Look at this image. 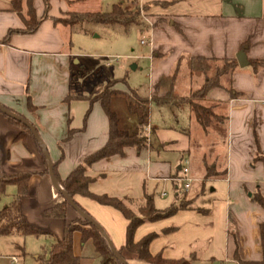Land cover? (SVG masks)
Returning a JSON list of instances; mask_svg holds the SVG:
<instances>
[{
	"label": "crops",
	"instance_id": "1",
	"mask_svg": "<svg viewBox=\"0 0 264 264\" xmlns=\"http://www.w3.org/2000/svg\"><path fill=\"white\" fill-rule=\"evenodd\" d=\"M127 2L140 7L168 4L152 6L144 17L151 27L148 31L138 30L145 36L151 58L149 99L165 94L164 89L156 91L155 85L182 57L232 59L246 46L247 61H264V0H50L49 18L30 34L24 32L23 19L12 11L10 0H0V104L35 128L52 164L60 159L62 150L63 159L56 168L61 181L109 138V122L100 102L90 105L86 100L65 101L71 85L86 94L98 83L115 79L105 76L100 68L92 80L83 79L85 66L79 60L82 54L76 52L73 41L78 34L53 19L61 18L63 13L108 11L113 5L124 6ZM32 7L36 18H40L43 1L32 0ZM22 9L26 17V0ZM9 31L14 33L3 42ZM137 69L135 64L132 71ZM179 69L188 75L185 61ZM189 87L177 95L185 97ZM233 88L244 97L231 99L217 88L206 96L208 103L225 105L223 148L215 144L216 130L204 132L186 107L149 103L148 146L141 150L125 148L120 155L86 167L85 174L93 179L88 190L94 195L140 201L146 194L152 195L157 210L168 208L177 199L193 200L196 207L207 209L206 213L179 211L167 219L139 226L135 242L150 233L159 234L149 246L153 256L160 254L168 261L185 259L189 264H238L236 258L261 260L259 226L264 224V209L251 197L259 193L264 198V166L254 161L257 155L264 156V67L257 73L250 65L238 68ZM113 89L123 93L135 90L119 83ZM178 89L176 82L175 93ZM109 106L116 114L119 130L131 134L138 128L137 116L129 112L124 98L112 99ZM181 112H185L183 121L178 119ZM19 132L0 113V174H30L22 212L31 225L61 238L64 229L79 216L67 207L65 220L43 217V210L60 203L62 196L53 187L49 172L44 174L46 166L34 142L28 136L15 140ZM209 132L214 133L213 138ZM206 135L211 138L210 148L205 143ZM186 160L189 171L185 176L182 168ZM204 163L215 166L216 172L224 171V175L205 179ZM184 178L190 180L186 191ZM203 180L207 193L199 197ZM167 197L169 200L164 202ZM73 200L101 227L115 251L124 245L127 221L118 211L78 195ZM41 237L43 246L32 257V264L53 241L51 235ZM27 238H19L12 245H25ZM72 251L79 264H99L92 241L83 242L80 232L72 235ZM126 263L145 264L138 260Z\"/></svg>",
	"mask_w": 264,
	"mask_h": 264
},
{
	"label": "trees",
	"instance_id": "2",
	"mask_svg": "<svg viewBox=\"0 0 264 264\" xmlns=\"http://www.w3.org/2000/svg\"><path fill=\"white\" fill-rule=\"evenodd\" d=\"M42 1L44 5L43 14L40 18H36L32 7V0H26V17H23V0H10L12 11L23 19L25 33H34L40 24L49 18L50 0ZM154 5L161 7L168 6L167 3L145 4L141 7L142 13L144 12L146 15ZM130 12L131 11L124 9L122 4H116L108 11H99L96 13H63L61 18L53 20L56 24L68 27L73 34L88 35L93 34L91 28L98 27L109 30L115 29L118 26H125V24H136V20L140 17L139 15L141 13L137 10ZM150 27L149 25H146L145 28L141 26L140 31H148ZM13 33L14 31H9L3 42H7ZM240 52L245 53L246 46L241 47ZM183 61L186 62L188 74L201 81L197 89L190 92V94L185 97L178 96L175 93L177 74ZM248 63L252 67L254 73H257L259 69L264 67L263 60H249ZM238 68L236 58L216 59L200 56L182 57L177 61L172 72L167 76H161L155 85L156 91L164 89L165 94L161 97L153 96L150 99L147 85L140 86L135 90H129L128 93L113 89L116 84L121 81L124 82V80H112L105 84L98 83V85L94 86V88L86 94L79 92L76 85H71L65 101L68 103L72 100H86L90 105L94 102H100L109 122V138L101 149L87 157L84 163L73 169L63 181L59 180L56 171L57 164L63 159V152L60 149V159L52 164L54 177L63 191L66 192L72 200L77 195L86 197L101 206L110 207L118 211L123 216L127 221L125 243L121 248L116 250V253L125 262L138 260L147 264H189V261L185 259L168 261L163 259L160 254L151 255L149 246L159 234L150 233L137 242L134 241V235L137 228L144 223L167 219L179 211L197 210L198 212L206 213L207 209L196 207L193 200L185 201L184 199H177L176 202L168 208L157 210L154 207L152 195L146 194L140 201L118 199L107 195H94L88 190V186L93 179L85 174L86 167L104 158L120 155L125 148L131 147L136 150H141L148 146L146 127L149 122V103H153L158 107L172 106L175 109L186 107L195 123L202 128L204 132L209 128L217 131L220 126L225 127L227 121L225 105L219 102L208 103L206 101V96L210 90L217 88L227 92L231 99L243 98L244 94L235 91L233 88V75ZM114 98H124L127 102L129 112L137 116L138 128L133 133L130 134L127 131L118 129L116 114L111 111L109 106L110 101ZM27 105L29 109H32L29 100H27ZM3 116L12 125L20 129L15 140H23L25 136H28L34 142L46 166L44 174L48 173L47 161L30 130L21 123L5 115ZM70 134L71 131H69L67 138H69ZM254 161H259L264 166V156L257 155ZM203 166L205 168V179L211 177L218 178L224 175V171L220 173L216 172L215 166H208L205 163ZM29 178L30 174L13 176L0 174V201L1 198L5 196L8 187L13 186L15 188V194L12 196V200L0 209V237H17L24 239L25 237L38 238L51 235L53 236L51 245L43 249L42 254L36 257V262L34 264H79V259L73 255L72 251V235L74 232H80L83 242L86 240L92 241L99 264H121L111 252L100 232L80 217L72 225L64 229L61 238L31 225L22 212V201L27 196ZM204 182L205 180H203V187L199 197H203L207 193ZM251 199L264 209V198L261 197L259 193L253 194ZM67 207H69L68 202L62 198L60 203H56L44 209L42 215L45 219L65 220ZM81 210L83 211V209ZM83 212L87 214L85 211ZM259 236L262 255L261 260L243 261L236 258L238 264H264V224L259 226ZM14 248L21 253V256L26 255L23 242L15 243Z\"/></svg>",
	"mask_w": 264,
	"mask_h": 264
},
{
	"label": "rangeland",
	"instance_id": "3",
	"mask_svg": "<svg viewBox=\"0 0 264 264\" xmlns=\"http://www.w3.org/2000/svg\"><path fill=\"white\" fill-rule=\"evenodd\" d=\"M123 7L128 11L134 12L137 10L141 13L139 15L140 17L136 20V24H125V26H118L115 29L109 30L98 27L91 28L93 34H88L87 36L78 34L73 37L74 47L76 52L78 51L82 54L79 60L85 66L83 70V79L92 80V78L96 76L95 72L97 68H100L105 76L114 78L115 80H124V82H119L121 87L138 89L140 86L147 85L150 81L149 76L151 67L148 59V45L140 44L142 39H146L144 35L142 36L138 32L141 26H143V28L146 27L147 22L144 18L145 13H142L140 6L132 2H127ZM135 64L138 66V69L132 71L131 66ZM178 76L179 78L178 81L176 78V82L178 86H180V89H178L176 94L182 95L185 93V89L189 84L190 90L186 95L188 96L190 92L196 90L198 85H200L201 81L193 78L189 74L187 75L185 70L179 69L177 77ZM152 107L154 108V106ZM154 113L156 112H154L153 109L152 115H154ZM184 116L185 112H181L178 114V119L183 121ZM154 117H152L153 120ZM216 132L218 140L215 144L219 148H223V146L226 145V128L220 126ZM210 133L211 132H209V134ZM208 135L205 137L206 146L211 142V138ZM210 135L213 138L214 133L212 132ZM212 143L214 144V141H212ZM192 145L195 146V142H193ZM208 147L210 148V145ZM213 148H215L214 145ZM14 194L15 188L13 186L8 187L5 196L1 198L0 209L12 200ZM168 200L169 197H167L164 202ZM17 239L19 238L0 237V264H32V257L39 254V250L41 246H43L42 237H28L24 245L26 255L21 256V253L12 245ZM12 256L16 258L15 263L11 262L10 258Z\"/></svg>",
	"mask_w": 264,
	"mask_h": 264
},
{
	"label": "water",
	"instance_id": "4",
	"mask_svg": "<svg viewBox=\"0 0 264 264\" xmlns=\"http://www.w3.org/2000/svg\"><path fill=\"white\" fill-rule=\"evenodd\" d=\"M236 61L238 63V67L239 68H245L249 65L246 55L244 52H239L236 54ZM131 70H135V65L131 66ZM0 113H2L3 115L21 123L22 125H24L25 127H27L30 132L32 133V136L34 138V140L37 142L38 146L40 147L46 161L48 164V172H49V177L51 180V183L53 185V187L55 188V190L62 196V198H64L67 202L69 207H71V209H73L77 215L83 219L84 221H87L89 224H91L93 227H95L101 234V236L104 238V240L106 242H108L109 244V248L111 250V252L113 253V255L116 257V259L121 263V264H127L114 250L113 246L109 243L107 236L105 235V233L103 232V230L101 229V227L91 218L89 217L87 214H85L75 203L74 201L69 197V195L63 191L62 188H60L57 185L56 179L54 177V173H53V166H52V162L51 159L49 158V155L47 153V150L41 140V138L39 137L37 131L35 130V128L26 120L24 119L22 116L17 115L16 113L8 110L7 108H5L3 105L0 104Z\"/></svg>",
	"mask_w": 264,
	"mask_h": 264
},
{
	"label": "built area",
	"instance_id": "5",
	"mask_svg": "<svg viewBox=\"0 0 264 264\" xmlns=\"http://www.w3.org/2000/svg\"><path fill=\"white\" fill-rule=\"evenodd\" d=\"M140 44L141 45H146L147 44V42L144 40V39H142L141 41H140ZM149 59H151L150 57H149ZM148 129H149V127H148V125H147V127H146V130L148 131ZM188 165H189V162L186 160V161H184V167L182 168V172H183V174L186 176L187 174H188ZM184 182H185V184H184V190L186 191V190H188V188H189V182H190V180L188 179V178H184V180H183ZM164 194V192L162 193V195ZM11 259V262L12 263H15L16 262V258L15 257H11L10 258Z\"/></svg>",
	"mask_w": 264,
	"mask_h": 264
}]
</instances>
